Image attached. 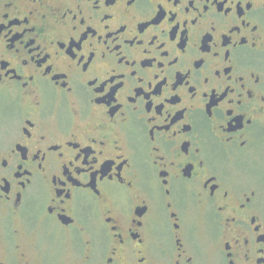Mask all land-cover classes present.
<instances>
[{
  "label": "flooded vegetation",
  "instance_id": "flooded-vegetation-1",
  "mask_svg": "<svg viewBox=\"0 0 264 264\" xmlns=\"http://www.w3.org/2000/svg\"><path fill=\"white\" fill-rule=\"evenodd\" d=\"M0 264H264V0H0Z\"/></svg>",
  "mask_w": 264,
  "mask_h": 264
}]
</instances>
